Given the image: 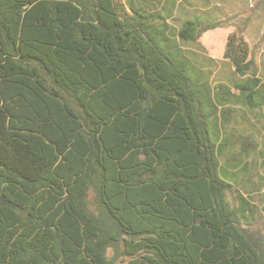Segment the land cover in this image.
I'll use <instances>...</instances> for the list:
<instances>
[{
    "label": "trees",
    "instance_id": "16d2710c",
    "mask_svg": "<svg viewBox=\"0 0 264 264\" xmlns=\"http://www.w3.org/2000/svg\"><path fill=\"white\" fill-rule=\"evenodd\" d=\"M170 17L129 0H0V264H264V234L242 225L255 208L222 165L233 85L212 100ZM219 25L188 19L177 36ZM225 56L256 74L236 32Z\"/></svg>",
    "mask_w": 264,
    "mask_h": 264
},
{
    "label": "rangeland",
    "instance_id": "374dc122",
    "mask_svg": "<svg viewBox=\"0 0 264 264\" xmlns=\"http://www.w3.org/2000/svg\"><path fill=\"white\" fill-rule=\"evenodd\" d=\"M135 3V6H146L148 10L151 12L160 11L164 18L169 19L166 20L167 25L170 31V37L175 44L176 51H180V55H187V57L192 60V64H190V72L192 75L198 76L201 82L209 83L211 87H220L222 83H225L229 86L234 85L237 81H245L247 82L249 77H254L253 72L251 73L247 79H243L241 74H239L236 70H234V65L232 62L224 61V60H215L209 61L205 56H202V50L200 47V41L203 42L208 50L216 49L212 47V43L219 44L228 41L226 35L229 33V25L233 24L236 28L237 35L241 37L247 44H249L251 51L253 52V68L256 69L260 75L264 74V57L261 56V49L264 47V7L261 5L262 0H249L245 9L238 10L237 8H230L229 0H129ZM167 16V17H166ZM249 16V17H248ZM257 16V17H256ZM247 22L245 18H247ZM255 17V18H252ZM193 20H209V21H218L220 23L219 26H216L215 29H210L208 34H204V38H199V40L193 42L192 40L186 41L185 39H180L177 36L178 29L182 26L183 22L187 19ZM164 20V19H163ZM160 28L164 27L159 20ZM199 25V24H198ZM197 25V28L200 26ZM203 25V24H200ZM220 36L222 38H220ZM229 37V36H228ZM207 39H210L207 42ZM174 40V41H173ZM217 50H219L217 48ZM198 52V55L193 54V52ZM201 51V52H200ZM212 72V73H211ZM241 78V79H240ZM209 81V82H208ZM262 81V79L260 80ZM208 85V84H207ZM244 108V107H243ZM250 108V107H248ZM264 110V107H263ZM229 114V112H228ZM264 126V122L262 124ZM237 128V127H236ZM235 129V128H233ZM251 130V127H247V130ZM261 129V128H260ZM230 130V127L227 129ZM262 130V129H261ZM239 130L234 131V135H237ZM239 135L243 136L242 132H238ZM231 137L230 144L227 148H225V156L223 167L225 175L232 180H237L240 182L241 174L232 172L236 164L234 160H226L230 158L233 153L242 148L244 143L246 144L245 148H251L249 146L248 140H254V137H250V135H245L241 137L243 143L237 141L238 137ZM223 138V137H222ZM225 140H227L225 138ZM258 140V138H256ZM247 142V143H246ZM227 145V144H226ZM225 145V146H226ZM262 146V144L260 145ZM251 153L248 159V176H250V181L252 184H248V188H253V190L243 191V193H248L252 195V200L255 204V213L253 215H249V218H243L242 225L246 229H249L253 232H260L264 234V187L261 189H255L257 187L258 177L256 172H263L264 167L260 168V164L256 165L255 160L258 158L257 148L251 149ZM238 155V154H236ZM259 156L264 159V150L262 149L259 152ZM246 159V157H245ZM260 161V160H258ZM234 163V165H232ZM227 167V168H226ZM231 167V169H230ZM244 179V178H243ZM253 181V182H252ZM242 183L240 182V185ZM228 198L233 205H238L239 195L236 191H232L228 194ZM249 214V213H247Z\"/></svg>",
    "mask_w": 264,
    "mask_h": 264
},
{
    "label": "crops",
    "instance_id": "0c3cea01",
    "mask_svg": "<svg viewBox=\"0 0 264 264\" xmlns=\"http://www.w3.org/2000/svg\"><path fill=\"white\" fill-rule=\"evenodd\" d=\"M229 1H230V6H229L230 8H237L238 10L243 11L245 9L246 5L248 4L249 0H229ZM261 5H263V7H264V0H262ZM248 17L245 18L246 22H247ZM252 18H255V17H252ZM210 29H215V28H210ZM210 29L205 31L204 34H208L210 32ZM228 30H229V33H228V35H226V38H228V36L231 33L236 31V28L233 24H230ZM201 36H200L201 38H204L203 34ZM199 38H197V40H199ZM220 38H222V37L220 36ZM197 40H192V41L195 42ZM209 40L210 39H207V42ZM247 45L249 48L248 59H251V58H253V55H252L253 52L251 51L252 49L250 48L249 44H247ZM200 47H201L200 50H202L201 55L205 56L209 61L224 60V61L232 62L228 57L225 56V51H226V47H227L226 41L224 42V44L223 43H219V44L212 43V47L216 48V49H211V50H208L206 45L200 41ZM217 48L219 50H217ZM192 52L195 55L199 54L198 52H194V51H192ZM261 55H262L261 57L263 58L264 57V47H263V49H261ZM184 56L187 57V55H184ZM232 65H234V64L232 63ZM233 67L235 70V66H233ZM250 74L251 73H247L246 75H243L242 78L247 79ZM253 76L259 77L260 79H262V81H260L258 83V86H256L253 89L248 88V87L247 88H238V87H234V85H233L229 89V91L227 89L223 90L224 97L227 98V100L223 101L224 102L223 104L218 105L217 123H218V126L220 128L221 140L227 144L223 148V158L225 156V148H227L228 145L230 144L231 137L235 136L234 135L235 130L238 129L239 131H241L243 133L242 134L243 136L250 135V137L255 138L254 140H250V141L248 140V143L250 144L249 146H251L250 149L245 148L244 146L246 144L244 143V145L242 146L241 149L235 151L230 158L226 159V160L232 159V161L234 160V163L236 165L233 166L234 168L232 169V172H233V174L234 173H240L241 174L240 175L241 176L240 182L242 184L240 185V182L238 181L239 178L237 180H232V179L228 178L227 175H225V173H224V176L227 177V179H229L235 185L236 189L240 190V192H242L244 198H246V201H248L251 204L250 206L255 208L254 201L252 200L253 199L252 195L245 193V192L243 193V191L249 192L250 189L253 190V188H250V189L248 188V184H252L251 182H248L251 179L250 178L251 175L248 176V172L251 173L250 171H248V169H249L248 159H249V157H251L250 156V153L252 151L251 149H253V148L258 149L257 150L258 158H256L254 164H256V165L260 164V168L264 167V159L259 156V152L262 149L264 150V126L262 125L264 122V110H263V107H264V74L260 75L258 72H256V74H253ZM212 88H213L212 100L216 101V97L218 96L217 95L218 88L217 87H212ZM220 91H222V90H220ZM250 92L255 93L254 97L249 96ZM248 107H250V108H248ZM228 112H229V114H228ZM228 127H230L229 131L227 130ZM247 127H251V130L250 129L247 130ZM233 128H235V129H233ZM238 132H237L238 136H235V137H238L237 138L238 142L243 143L244 141L241 140V137H243V136L239 135ZM225 138L227 140H225ZM256 138H258V140H256ZM261 144H262V146H260ZM236 154H238V155H236ZM245 157H246V159H245ZM258 160H260V161H258ZM234 163L232 165H234ZM224 169L225 168L223 167V170ZM230 169H231V167H230ZM256 175L258 177V180H257V184H256L257 187L255 189H261L264 187V173L263 172H260V173L256 172ZM248 215H252V214L249 213Z\"/></svg>",
    "mask_w": 264,
    "mask_h": 264
}]
</instances>
